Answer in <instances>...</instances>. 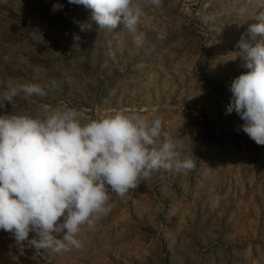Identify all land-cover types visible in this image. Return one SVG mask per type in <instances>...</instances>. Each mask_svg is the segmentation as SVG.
<instances>
[{
  "label": "rangeland",
  "instance_id": "rangeland-1",
  "mask_svg": "<svg viewBox=\"0 0 264 264\" xmlns=\"http://www.w3.org/2000/svg\"><path fill=\"white\" fill-rule=\"evenodd\" d=\"M261 12L264 0H164L159 10L145 6L134 29L91 22L81 31L91 15L83 5L0 0V91L55 82L46 97L21 94L0 114H159L182 156L196 160L187 175L160 171L113 194L98 229H81L79 249L22 247L0 230V264H264V146L225 114L232 79L247 71L234 60L238 42Z\"/></svg>",
  "mask_w": 264,
  "mask_h": 264
},
{
  "label": "clouds",
  "instance_id": "clouds-1",
  "mask_svg": "<svg viewBox=\"0 0 264 264\" xmlns=\"http://www.w3.org/2000/svg\"><path fill=\"white\" fill-rule=\"evenodd\" d=\"M90 10L81 31L134 29L145 6L159 10L164 0H68ZM54 4L53 11L62 8ZM241 39L236 59L247 71L233 78L225 114L235 112L240 130L264 146V12ZM79 39V37H76ZM55 82H24L0 91V109L14 98L46 97ZM179 138L163 132L159 114L151 118L117 111L100 119L82 120L70 107L42 117L28 111L0 114V230L17 244L52 253L81 248L82 228L98 229L110 214L113 194L123 198L154 173L189 174L196 160L183 155ZM194 154V153H193ZM195 156V155H194ZM197 158V157H196ZM198 159V158H197ZM219 206L221 197H214ZM34 233L29 239V234Z\"/></svg>",
  "mask_w": 264,
  "mask_h": 264
}]
</instances>
